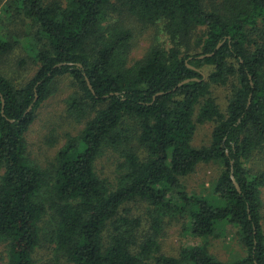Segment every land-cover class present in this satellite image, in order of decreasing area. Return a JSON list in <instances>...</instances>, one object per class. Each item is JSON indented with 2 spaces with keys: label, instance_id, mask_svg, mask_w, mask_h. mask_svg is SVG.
Segmentation results:
<instances>
[{
  "label": "trees",
  "instance_id": "trees-1",
  "mask_svg": "<svg viewBox=\"0 0 264 264\" xmlns=\"http://www.w3.org/2000/svg\"><path fill=\"white\" fill-rule=\"evenodd\" d=\"M219 1L211 11L202 0H8L0 7V59L27 39L25 50L39 66L21 88L0 72V239L9 241L7 264H36L44 240L55 250L47 264L60 257L73 264H264V172L246 165L264 149V0ZM118 7L144 24L164 21L170 46H154L128 65L131 31L103 22ZM18 18L35 30L9 33ZM65 75L79 89L69 109L88 119L42 168L29 157L25 134ZM228 83L223 111L211 87ZM130 120L135 133L125 127ZM209 121L216 123L210 144L195 147L197 125ZM105 147L122 152L115 187L95 168ZM211 161L222 165L213 197L189 192L181 178ZM136 199L151 207L146 235L141 217L120 212ZM168 216L186 218L193 237L220 238L232 228L245 254L223 261L205 242L167 255L160 234Z\"/></svg>",
  "mask_w": 264,
  "mask_h": 264
},
{
  "label": "rangeland",
  "instance_id": "rangeland-1",
  "mask_svg": "<svg viewBox=\"0 0 264 264\" xmlns=\"http://www.w3.org/2000/svg\"><path fill=\"white\" fill-rule=\"evenodd\" d=\"M8 0H0V7L4 6ZM66 2V0H60ZM208 11L216 10L219 7V0H202ZM104 26L117 24L129 29L132 33L130 49L127 55L128 65H133L141 60L154 47H169V37L166 33L164 21L153 24H144L135 16L131 15L125 8L110 10L103 20ZM9 33L18 34L24 37L26 33L35 30L30 20L18 18L9 23L7 28ZM6 29V30H7ZM204 29L198 30L201 34ZM22 44L17 46L10 53L5 54L0 59V72L9 78L17 88L23 87L37 72L39 66L25 50L27 39H22ZM29 55V56H28ZM213 67H204V73L209 75ZM232 84H214L211 87L213 96L220 109L226 111L232 93ZM79 92L78 86L70 75H65L53 83L51 95L39 104L35 111V118L25 134L27 142V153L33 162L42 168L51 167L55 162L60 149L65 146L72 136H78L87 121V117L82 118L69 109L68 99ZM216 123L209 121L197 125L192 144L195 147L207 146L212 139L213 130ZM125 127L135 133L136 124L133 120L127 121ZM141 158L145 157V152L137 143H133ZM123 162L122 152L111 147L103 148L101 154L95 162V168L100 177L106 179L111 187L117 185V180L121 171L120 165ZM253 172H264V149L255 151L246 164ZM222 171L219 162L211 161L200 163L195 171L181 178L187 190L191 193L202 195L208 198L213 197L212 187ZM3 171L0 170V177ZM262 222L264 225V186L262 187ZM150 205L140 199L132 200L121 209L123 215H133L141 217L143 226L141 234L146 235L150 231ZM49 217L47 218L48 221ZM186 218L181 216L166 217L163 222L160 234L162 251L167 255L177 256L183 245H191L207 242L210 251L223 261H231L245 254L244 248L239 243L233 229H229L228 234L220 238H200L188 235L184 227ZM48 228V223L44 224V229ZM9 241L0 239V264H7ZM55 257V250L47 241H43L34 253L36 264H47ZM59 264H73L64 257H60Z\"/></svg>",
  "mask_w": 264,
  "mask_h": 264
},
{
  "label": "water",
  "instance_id": "water-1",
  "mask_svg": "<svg viewBox=\"0 0 264 264\" xmlns=\"http://www.w3.org/2000/svg\"><path fill=\"white\" fill-rule=\"evenodd\" d=\"M221 44H222V43H220V44L218 45V47H220ZM213 54H214V52H213V53L206 54V55H202V56H200V57L202 58V57H205V56H211V55H213ZM87 80H88V79H87ZM189 80H190V79H187V80H185V81H182V82L179 83V85H182L184 82L189 81ZM88 83H89L90 87L92 88V86H91L89 80H88ZM3 102H4V100H3ZM234 183H235V185L237 186V188L239 189V185H238V183L236 182L235 179H234Z\"/></svg>",
  "mask_w": 264,
  "mask_h": 264
}]
</instances>
